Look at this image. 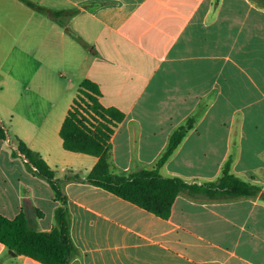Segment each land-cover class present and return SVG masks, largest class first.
I'll use <instances>...</instances> for the list:
<instances>
[{
    "label": "crops",
    "instance_id": "1",
    "mask_svg": "<svg viewBox=\"0 0 264 264\" xmlns=\"http://www.w3.org/2000/svg\"><path fill=\"white\" fill-rule=\"evenodd\" d=\"M31 1L78 11L60 23L23 0H0V213L24 211L49 231L57 207L67 208L80 251L69 264H264L259 195L182 192L163 218L83 176L60 181L61 199L8 145L10 127L55 179L67 169L87 173L97 156L64 148L60 128L89 78L102 105L124 112L110 138L116 172L151 168L194 116L160 173L203 184L231 158V172L264 191V2ZM0 264L44 263L0 242Z\"/></svg>",
    "mask_w": 264,
    "mask_h": 264
},
{
    "label": "trees",
    "instance_id": "2",
    "mask_svg": "<svg viewBox=\"0 0 264 264\" xmlns=\"http://www.w3.org/2000/svg\"><path fill=\"white\" fill-rule=\"evenodd\" d=\"M23 1L34 10L60 23H64L67 17L78 11L76 8L53 9L31 0ZM100 94L101 91L94 81L83 79L78 95L60 128L64 148L97 156L96 164L87 173L67 169L62 178L55 179L57 170L53 169L38 151L17 135L9 137V142L15 146L13 153L23 155L27 166L50 182L57 197L63 198L61 180H81L84 176L87 182L105 188L163 218L170 215L176 196L182 192L204 193L210 198L229 199L259 195L264 199V191L259 185L231 172V158L225 162L218 179L203 184L189 183L178 176H163L160 173L161 166L194 127V116L188 117L172 131L164 150L151 168H142L128 174L116 172L111 161L110 138L114 127L123 120L124 112L117 107L102 105L98 99ZM0 138H7V132L2 127ZM55 219V226L49 231H43L30 224L24 211L14 218L0 213V242L17 254L32 257L44 264H69L80 254L71 237L70 212L63 206L57 207Z\"/></svg>",
    "mask_w": 264,
    "mask_h": 264
},
{
    "label": "rangeland",
    "instance_id": "3",
    "mask_svg": "<svg viewBox=\"0 0 264 264\" xmlns=\"http://www.w3.org/2000/svg\"><path fill=\"white\" fill-rule=\"evenodd\" d=\"M8 130H9L10 134L12 135L13 133H12V130L10 129V127H8ZM8 145L10 146V145H12V144L9 143ZM12 149H13V148H12Z\"/></svg>",
    "mask_w": 264,
    "mask_h": 264
},
{
    "label": "water",
    "instance_id": "4",
    "mask_svg": "<svg viewBox=\"0 0 264 264\" xmlns=\"http://www.w3.org/2000/svg\"><path fill=\"white\" fill-rule=\"evenodd\" d=\"M9 252H10L11 254H13V255L16 254L15 251H13L12 249H9Z\"/></svg>",
    "mask_w": 264,
    "mask_h": 264
}]
</instances>
